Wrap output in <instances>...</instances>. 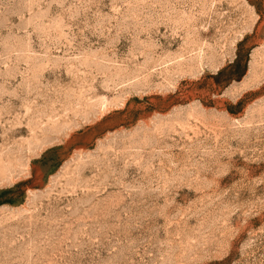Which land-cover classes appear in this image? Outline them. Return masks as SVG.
Wrapping results in <instances>:
<instances>
[{
	"label": "rangeland",
	"instance_id": "1",
	"mask_svg": "<svg viewBox=\"0 0 264 264\" xmlns=\"http://www.w3.org/2000/svg\"><path fill=\"white\" fill-rule=\"evenodd\" d=\"M0 264H264V0H0Z\"/></svg>",
	"mask_w": 264,
	"mask_h": 264
}]
</instances>
